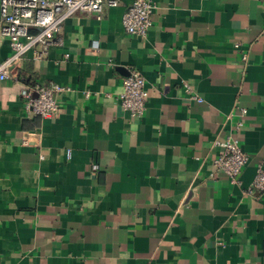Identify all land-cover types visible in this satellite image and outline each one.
<instances>
[{
	"label": "crops",
	"instance_id": "crops-1",
	"mask_svg": "<svg viewBox=\"0 0 264 264\" xmlns=\"http://www.w3.org/2000/svg\"><path fill=\"white\" fill-rule=\"evenodd\" d=\"M131 1L75 13L19 63L31 86L69 87L56 115L0 80V264H264V193L246 192L264 163V0H153L145 37L123 26ZM134 69L140 118L119 100ZM229 135L249 156L235 183L214 165Z\"/></svg>",
	"mask_w": 264,
	"mask_h": 264
},
{
	"label": "built area",
	"instance_id": "built-area-1",
	"mask_svg": "<svg viewBox=\"0 0 264 264\" xmlns=\"http://www.w3.org/2000/svg\"><path fill=\"white\" fill-rule=\"evenodd\" d=\"M119 3L120 0H1L0 38L9 40L12 53L0 62V80L24 83L20 95L28 113L41 117L56 115L61 109L59 94L69 90V87L59 83L31 86L26 77L17 73L19 63L30 53L37 61L44 59L52 45L62 44L64 23L75 13H94L97 18H101L106 7H114ZM155 7L153 0H132L123 14L126 31L147 36L153 25ZM242 58L247 60V54L243 53ZM148 97L146 78L140 70L134 69L124 78L123 90L119 93L120 105L131 117H144ZM194 98L201 100L198 95H194ZM246 113L247 109L241 108L243 117ZM242 125L243 122H240L239 126ZM36 143L35 139L29 137L22 140L24 145ZM216 143L222 151L214 159L215 167L232 182H239L249 162L240 140L229 135ZM256 190L264 193V163L257 166L253 183L246 192L251 194Z\"/></svg>",
	"mask_w": 264,
	"mask_h": 264
}]
</instances>
